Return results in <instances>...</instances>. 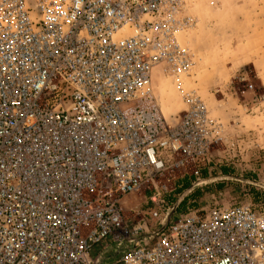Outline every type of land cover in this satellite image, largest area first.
Listing matches in <instances>:
<instances>
[{
  "label": "built area",
  "instance_id": "2783aa9c",
  "mask_svg": "<svg viewBox=\"0 0 264 264\" xmlns=\"http://www.w3.org/2000/svg\"><path fill=\"white\" fill-rule=\"evenodd\" d=\"M190 10L189 0H0V264H264V209L173 221L157 183L225 139L195 91L169 121L152 90L155 73L178 84L192 74ZM145 189L151 208L133 205L128 218L127 199Z\"/></svg>",
  "mask_w": 264,
  "mask_h": 264
},
{
  "label": "rangeland",
  "instance_id": "374dc122",
  "mask_svg": "<svg viewBox=\"0 0 264 264\" xmlns=\"http://www.w3.org/2000/svg\"><path fill=\"white\" fill-rule=\"evenodd\" d=\"M189 5L197 27L183 42L195 55L192 74L178 84L155 73L152 90L169 121L184 110L183 91H195L224 125L225 139L207 160L169 172L157 183L167 187L176 207L173 221L190 210L207 214L241 204L259 211L264 202L255 203L249 188L264 191V103L255 101L264 96V0H189ZM151 196L145 189L129 197L127 217L133 205L150 209Z\"/></svg>",
  "mask_w": 264,
  "mask_h": 264
},
{
  "label": "trees",
  "instance_id": "16d2710c",
  "mask_svg": "<svg viewBox=\"0 0 264 264\" xmlns=\"http://www.w3.org/2000/svg\"><path fill=\"white\" fill-rule=\"evenodd\" d=\"M249 194L253 197V201L255 203L264 202V191L260 192L259 190L251 187L249 188Z\"/></svg>",
  "mask_w": 264,
  "mask_h": 264
},
{
  "label": "crops",
  "instance_id": "0c3cea01",
  "mask_svg": "<svg viewBox=\"0 0 264 264\" xmlns=\"http://www.w3.org/2000/svg\"><path fill=\"white\" fill-rule=\"evenodd\" d=\"M239 128L242 130V128H241V127H239ZM241 130H240V131H241ZM237 137H238L239 139H241V138H242L241 132H239V131H238V133H237ZM240 142H243V140H242V141H240ZM234 150H237V147L233 148V151H234Z\"/></svg>",
  "mask_w": 264,
  "mask_h": 264
},
{
  "label": "water",
  "instance_id": "95a60500",
  "mask_svg": "<svg viewBox=\"0 0 264 264\" xmlns=\"http://www.w3.org/2000/svg\"><path fill=\"white\" fill-rule=\"evenodd\" d=\"M174 209L176 210V207H174ZM171 216H172V215H170L169 220L171 219Z\"/></svg>",
  "mask_w": 264,
  "mask_h": 264
}]
</instances>
